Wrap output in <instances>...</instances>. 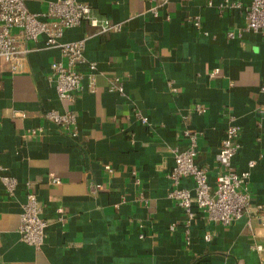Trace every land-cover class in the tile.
Returning a JSON list of instances; mask_svg holds the SVG:
<instances>
[{"label": "crops", "instance_id": "crops-1", "mask_svg": "<svg viewBox=\"0 0 264 264\" xmlns=\"http://www.w3.org/2000/svg\"><path fill=\"white\" fill-rule=\"evenodd\" d=\"M49 1L26 4L45 11ZM81 1L94 16L121 24L100 32L85 20L62 37L85 39L82 81L87 86L95 74V90L85 88L74 101L59 97L47 75L53 61L65 59L43 37L24 71L12 73L0 59V264H264L250 247L264 244V216L262 223L253 213L222 225L195 208L186 225L169 196L173 150L186 147L185 131L200 133L197 163L213 179L232 115L241 130L233 165L242 171L256 161L252 205L264 203V117L257 110L264 35L244 30L251 0ZM116 77L122 92L111 87ZM195 102L206 111L195 112ZM51 109L76 111L77 133L47 118ZM4 174L17 178L14 194ZM180 186L192 190L194 180L184 177ZM28 191L49 220L39 248L19 231Z\"/></svg>", "mask_w": 264, "mask_h": 264}, {"label": "built area", "instance_id": "built-area-1", "mask_svg": "<svg viewBox=\"0 0 264 264\" xmlns=\"http://www.w3.org/2000/svg\"><path fill=\"white\" fill-rule=\"evenodd\" d=\"M168 0H162L166 3ZM241 7V3L233 4ZM154 10V9H153ZM246 25L244 30L255 31L264 35V0H251L245 7ZM156 13V11H153ZM88 20L97 26L100 32L108 30L118 31L120 23L101 19L92 14L89 3L81 0H50L45 11L29 9L26 0H0V59L12 73L22 72L26 69L28 56L34 50L38 40L43 37L47 46H56L60 49L62 59L52 62L51 70L47 75L49 81L55 86L59 97L64 100L74 101L86 88L95 90V74H89L87 86L83 84L84 74L80 70L82 63L86 62L85 39L64 41L62 37L69 28ZM195 26H200L201 20L196 17ZM240 33V32H239ZM229 36H234V31H229ZM91 69L95 63H89ZM112 89L120 92L124 90L123 81L118 77L112 80ZM264 92V85L261 87ZM193 110L203 113L206 106L195 102ZM258 112L264 117V98L258 107ZM142 123H149V118L143 113H137ZM46 117L56 123L72 128L77 133V112L70 109L63 113L51 109L46 111ZM188 137L184 149L174 148L175 163L170 172L173 187L169 196L174 199L185 211L186 225H189L196 215L195 208L206 212V218L211 223L228 225L236 219L257 214L262 223L264 216V203L253 207L252 192L250 189L251 169L255 160H250L248 166L242 171H237L233 165V157L241 147L240 127L235 123V117L229 116V123L222 140V145L216 153L217 171L214 178L208 168L197 163L198 131L187 129ZM108 168L110 166L108 165ZM184 177L194 180V188L188 189L180 186ZM2 179L7 191L14 194L18 180L16 177L4 174ZM58 179H55L57 181ZM96 187H99L96 185ZM43 204L33 191H28L26 200L22 204L19 231L22 239L35 247H41L47 235L46 228L49 220L44 218ZM58 218H65L63 207L58 208ZM249 224L250 221H249ZM175 226L172 225V229ZM210 234H207L209 238ZM250 247L264 257V244L254 241Z\"/></svg>", "mask_w": 264, "mask_h": 264}]
</instances>
